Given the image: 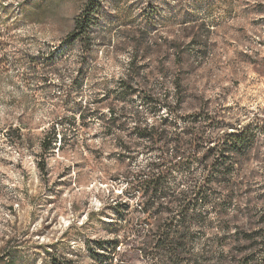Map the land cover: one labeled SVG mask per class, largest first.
Segmentation results:
<instances>
[{"label":"rangeland","instance_id":"obj_1","mask_svg":"<svg viewBox=\"0 0 264 264\" xmlns=\"http://www.w3.org/2000/svg\"><path fill=\"white\" fill-rule=\"evenodd\" d=\"M86 1L0 0V264H98L92 248L116 236L104 222H117L110 206L121 200L113 264H143L146 215L127 180L149 154L129 160L99 115L77 113L90 104L107 114L121 80L138 91L130 111L149 121L168 114L153 116L140 96L166 89L173 106L178 79L179 115L264 126V0H99L91 45L70 38ZM60 121L65 139L45 149ZM244 167L261 205L262 138Z\"/></svg>","mask_w":264,"mask_h":264},{"label":"trees","instance_id":"obj_2","mask_svg":"<svg viewBox=\"0 0 264 264\" xmlns=\"http://www.w3.org/2000/svg\"><path fill=\"white\" fill-rule=\"evenodd\" d=\"M98 2H85L75 18L72 41L91 45ZM150 18L155 17L150 14ZM146 53L143 51L144 58ZM174 85L173 106L167 102L170 92L166 89L160 95L163 99L153 94L140 96L153 116L162 111L168 114L160 121H149L138 108L130 111L138 91L124 80L109 91L115 99L108 104L107 114L93 110L90 104L77 112L83 121L99 115L106 135L118 133V147L129 160L137 158L132 153L141 147L149 154L143 166L128 173L131 180H127L134 187H130L134 196L141 194L138 206L146 215L145 235L138 247L143 264H264V203L253 201L244 167L260 139L264 140V126L257 121L224 122L212 110L179 115L185 94L180 80ZM79 88L75 81L74 90ZM117 103L123 105L116 108ZM170 114L177 116L173 119ZM63 125L60 121L47 132L45 149L58 135L60 142L65 139V132L59 129ZM122 201L110 206L117 222H104L106 228L115 226L111 229L116 236L99 239L92 248L95 256V249L102 251L98 264H113L120 250L117 223L126 221L129 210V204Z\"/></svg>","mask_w":264,"mask_h":264}]
</instances>
